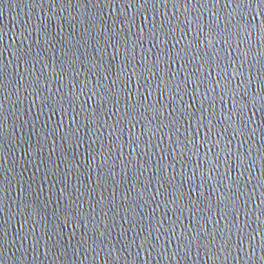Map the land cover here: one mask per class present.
<instances>
[{"label": "water", "instance_id": "95a60500", "mask_svg": "<svg viewBox=\"0 0 264 264\" xmlns=\"http://www.w3.org/2000/svg\"><path fill=\"white\" fill-rule=\"evenodd\" d=\"M0 264H264V145L207 0H0Z\"/></svg>", "mask_w": 264, "mask_h": 264}]
</instances>
